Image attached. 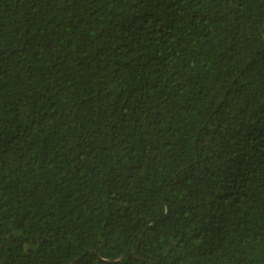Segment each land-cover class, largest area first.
Returning a JSON list of instances; mask_svg holds the SVG:
<instances>
[{
  "label": "trees",
  "instance_id": "1",
  "mask_svg": "<svg viewBox=\"0 0 264 264\" xmlns=\"http://www.w3.org/2000/svg\"><path fill=\"white\" fill-rule=\"evenodd\" d=\"M0 264H264V0H0Z\"/></svg>",
  "mask_w": 264,
  "mask_h": 264
},
{
  "label": "water",
  "instance_id": "2",
  "mask_svg": "<svg viewBox=\"0 0 264 264\" xmlns=\"http://www.w3.org/2000/svg\"><path fill=\"white\" fill-rule=\"evenodd\" d=\"M135 254V253H134Z\"/></svg>",
  "mask_w": 264,
  "mask_h": 264
}]
</instances>
